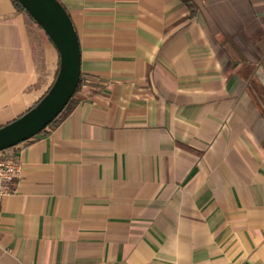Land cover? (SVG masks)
Segmentation results:
<instances>
[{
    "label": "crops",
    "instance_id": "obj_1",
    "mask_svg": "<svg viewBox=\"0 0 264 264\" xmlns=\"http://www.w3.org/2000/svg\"><path fill=\"white\" fill-rule=\"evenodd\" d=\"M78 104L7 150L0 264H264V0H59ZM58 52L0 0V125Z\"/></svg>",
    "mask_w": 264,
    "mask_h": 264
},
{
    "label": "water",
    "instance_id": "obj_2",
    "mask_svg": "<svg viewBox=\"0 0 264 264\" xmlns=\"http://www.w3.org/2000/svg\"><path fill=\"white\" fill-rule=\"evenodd\" d=\"M45 31L59 57L57 74L36 105L0 127V151L41 133L59 115L80 79V47L71 18L59 0H18Z\"/></svg>",
    "mask_w": 264,
    "mask_h": 264
},
{
    "label": "built area",
    "instance_id": "obj_3",
    "mask_svg": "<svg viewBox=\"0 0 264 264\" xmlns=\"http://www.w3.org/2000/svg\"><path fill=\"white\" fill-rule=\"evenodd\" d=\"M6 151H0V202L14 192L12 184L19 178L21 171L19 159L8 155Z\"/></svg>",
    "mask_w": 264,
    "mask_h": 264
},
{
    "label": "trees",
    "instance_id": "obj_4",
    "mask_svg": "<svg viewBox=\"0 0 264 264\" xmlns=\"http://www.w3.org/2000/svg\"><path fill=\"white\" fill-rule=\"evenodd\" d=\"M189 8H192V4L190 2V0H182ZM10 2L12 3L13 7L16 9V11H22V12H25L28 14V12L23 8V6L21 5V3L18 1V0H10ZM29 15V14H28ZM58 65H59V59L57 61V67H56V70H55V75L58 71ZM81 82H82V76L80 74V79L78 81V84H77V87H76V90L74 92V94L72 95V97L69 99V101L67 102V104L65 105V107L63 108V110L59 113V115L47 126V127H55L57 125H59L72 111L73 109L76 107V105L78 104V101L77 99L75 98V94L76 92L79 90L80 86H81ZM40 100V99H39ZM38 100V101H39ZM37 101V102H38ZM37 102L34 104L36 105ZM33 105V106H34ZM32 106V107H33ZM30 107V108H32ZM29 108V109H30ZM29 109H27L25 112H27ZM24 112V113H25ZM24 113H22L21 115H23ZM20 115V116H21ZM19 117V116H18ZM17 117V118H18ZM2 125H0L1 127ZM16 146L14 147H11V148H8L7 150H10V149H14Z\"/></svg>",
    "mask_w": 264,
    "mask_h": 264
},
{
    "label": "rangeland",
    "instance_id": "obj_5",
    "mask_svg": "<svg viewBox=\"0 0 264 264\" xmlns=\"http://www.w3.org/2000/svg\"><path fill=\"white\" fill-rule=\"evenodd\" d=\"M57 74V73H56ZM56 76V75H55ZM55 78V77H54Z\"/></svg>",
    "mask_w": 264,
    "mask_h": 264
}]
</instances>
